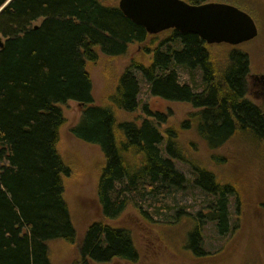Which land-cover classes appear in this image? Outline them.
<instances>
[{
  "label": "trees",
  "instance_id": "16d2710c",
  "mask_svg": "<svg viewBox=\"0 0 264 264\" xmlns=\"http://www.w3.org/2000/svg\"><path fill=\"white\" fill-rule=\"evenodd\" d=\"M163 32L168 35L152 51L144 48L152 52L150 64L132 60L108 96L110 104L100 105L94 103L87 70V62L98 59L96 48L109 56L121 55L130 44L156 34L100 0H0V264H51L48 242L75 239L63 196L62 177L69 167L57 150L65 120L59 104L67 100L83 104L72 134L99 146L105 156L97 196L106 218L118 216L130 202L149 218L142 203L163 202L185 181L174 163L183 160L175 132L167 128L165 136L159 129L165 114L152 112L145 103L147 117L139 123L116 120L112 106L134 111L142 86L152 96L197 109L182 126L194 121L209 148L242 132L256 141L264 138L261 107L246 97L248 56L234 49L225 67L216 71L208 44L196 34ZM193 168L194 183L215 195L207 218L224 234L229 229L227 196L237 197L235 186L205 168ZM200 231L197 222L190 235L196 255L204 254ZM80 254L98 262L138 257L129 232L102 220L88 226Z\"/></svg>",
  "mask_w": 264,
  "mask_h": 264
},
{
  "label": "rangeland",
  "instance_id": "374dc122",
  "mask_svg": "<svg viewBox=\"0 0 264 264\" xmlns=\"http://www.w3.org/2000/svg\"><path fill=\"white\" fill-rule=\"evenodd\" d=\"M100 1L106 5L118 4V0ZM209 1L226 2L239 7L252 17L257 26V35L251 40L235 46L227 43L208 44L207 50L216 71L225 67L227 56L234 49L248 56L246 97L261 107L264 117V0H203ZM161 32L157 36L150 35L141 44H130L121 55L109 56L96 48L98 59L87 62L94 103L110 104L107 98L114 93L120 73L132 60L150 64V51L168 35L167 32ZM145 47L150 51L145 52ZM179 72L181 79L187 80L185 73L182 70ZM195 75L199 82L200 71L196 70ZM251 75L260 80H254ZM138 97L139 104L134 111L112 106L116 120H135L139 123L147 117L142 109L145 103L152 112L165 114V121L159 123V129L165 136L167 128L175 132L183 160H174V163L184 175L183 185L173 189L161 203H142L141 209L147 212L149 218L132 202L118 216L104 217L97 187L105 156L99 146L84 142L71 132V127L80 120L83 104L74 100L59 104L65 120L60 127L57 150L69 167L68 175L62 177L63 196L76 235L73 242L61 238L48 242L50 263L264 264V138L256 141L248 132L237 133L221 146L212 149L199 136L194 121L183 128V121L197 110L189 103L152 96L144 86ZM193 166L205 168L218 180L235 186L237 197L232 194L227 196L229 229L224 234L218 232L216 221L207 218L209 207L214 205L215 195L208 194L194 183L196 173ZM97 220L126 229L137 250V259L113 258L108 262H98L82 258V239L88 226ZM197 222L201 228L199 246L204 252L198 255L192 248L194 243L190 237Z\"/></svg>",
  "mask_w": 264,
  "mask_h": 264
},
{
  "label": "water",
  "instance_id": "95a60500",
  "mask_svg": "<svg viewBox=\"0 0 264 264\" xmlns=\"http://www.w3.org/2000/svg\"><path fill=\"white\" fill-rule=\"evenodd\" d=\"M117 7L132 22L144 27L148 34L176 29L196 34L206 44L233 46L257 35L252 17L226 2L191 4L186 0H118ZM2 46L0 36V48Z\"/></svg>",
  "mask_w": 264,
  "mask_h": 264
},
{
  "label": "flooded vegetation",
  "instance_id": "af4514ba",
  "mask_svg": "<svg viewBox=\"0 0 264 264\" xmlns=\"http://www.w3.org/2000/svg\"><path fill=\"white\" fill-rule=\"evenodd\" d=\"M249 77V72L247 73V76H246V80H247V78ZM251 77L254 79V80H256V81H259L260 79L259 78H257V77H253L252 75H251ZM263 79H264V77H263ZM255 82V81H254Z\"/></svg>",
  "mask_w": 264,
  "mask_h": 264
}]
</instances>
